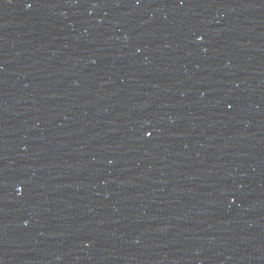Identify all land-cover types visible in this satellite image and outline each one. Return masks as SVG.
I'll return each instance as SVG.
<instances>
[{
	"label": "water",
	"instance_id": "1",
	"mask_svg": "<svg viewBox=\"0 0 264 264\" xmlns=\"http://www.w3.org/2000/svg\"><path fill=\"white\" fill-rule=\"evenodd\" d=\"M0 264H264V0H0Z\"/></svg>",
	"mask_w": 264,
	"mask_h": 264
}]
</instances>
